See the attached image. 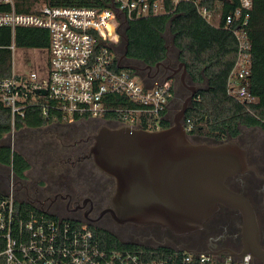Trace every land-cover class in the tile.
<instances>
[{
    "label": "built area",
    "instance_id": "1",
    "mask_svg": "<svg viewBox=\"0 0 264 264\" xmlns=\"http://www.w3.org/2000/svg\"><path fill=\"white\" fill-rule=\"evenodd\" d=\"M200 1L108 0L103 8L42 4L32 12H18L15 0H0V28L10 29L12 35L18 28L48 32L46 75L11 73L0 78V104L9 109L12 121L24 117L35 103L44 117L51 116L56 123L96 119L161 129L174 97L170 82L147 83L134 71L120 68L115 49L122 22L169 14L180 3H192L209 25L231 33L236 58L227 78V94L240 102H256L248 91L252 0H221L238 4L225 15L221 8L211 11L199 6ZM13 47L12 42L9 48ZM105 114L115 115L116 120L104 119ZM183 125L188 133L191 122L187 119ZM16 193L14 185L10 195L0 197V264H251L247 254L220 257L138 243H125L136 249L106 248L84 220L53 216L31 203L34 209L17 210Z\"/></svg>",
    "mask_w": 264,
    "mask_h": 264
},
{
    "label": "trees",
    "instance_id": "2",
    "mask_svg": "<svg viewBox=\"0 0 264 264\" xmlns=\"http://www.w3.org/2000/svg\"><path fill=\"white\" fill-rule=\"evenodd\" d=\"M107 1L44 0V4L103 8L107 5ZM34 2L35 0H15V9L18 12H32L35 10ZM167 6L171 8L169 2ZM199 6L211 11L221 8L222 14L225 15L238 4L221 0H201ZM119 34L126 39V42L122 43L120 37L115 49L117 59L125 53L120 65L136 66L138 70L135 73L145 78L147 83H151L152 80L145 77L147 70L141 69L150 66L154 70L158 63L171 59L169 54L173 49L176 65L182 62L186 67L188 82L201 85L184 117V121L188 119L191 122V130L187 133L189 139L197 136L220 141L226 137H235L239 133L240 126H255L264 131V0H252L248 23V34L252 46L248 91L256 98V102L253 103L240 102L227 94V78L236 58V42L233 36L221 27L215 28L209 25L198 14L192 3H180L174 11L162 16H147L122 22ZM167 36L171 38L170 46ZM12 39L17 47L37 49L48 47L46 30L18 28L12 35L10 29L0 28V78L11 74L12 50L9 47ZM124 44L127 45L126 52L123 49ZM167 46H169L168 50ZM171 89H173L172 85ZM122 104L125 103L122 101ZM104 119L116 120V116L105 114ZM171 120L172 118L161 121L160 128L168 127ZM151 122H153L152 119ZM72 124L56 123L52 121L51 116L44 117L41 108L35 103L27 109L24 117H15L12 121L9 109L0 104V167L11 168L14 181L21 183L16 185L15 198L20 186L27 185L26 182L29 179L27 174L32 167L29 157H33L35 165L38 166L40 175L36 179L40 185L47 182L48 178L55 179L62 174L59 173L62 171L61 167L56 163H61L59 155L65 156V154L58 149L68 145H65L63 140L66 134L68 137L75 136V130H70ZM53 125L56 129L50 131L49 128ZM142 127L148 129L144 124ZM43 130L45 134L47 133L44 138H51V146L55 148L50 149V146L41 152V149L47 147L45 139L41 143L43 138H36L30 134ZM10 134L15 135L19 141L16 147L3 142L5 136ZM50 173L54 175H47ZM0 197H3L1 193ZM15 208L25 211L34 209L24 199L22 201L16 199ZM91 229L103 247L117 250L138 248V246L120 242L107 231Z\"/></svg>",
    "mask_w": 264,
    "mask_h": 264
},
{
    "label": "water",
    "instance_id": "3",
    "mask_svg": "<svg viewBox=\"0 0 264 264\" xmlns=\"http://www.w3.org/2000/svg\"><path fill=\"white\" fill-rule=\"evenodd\" d=\"M120 37L125 43L124 36ZM126 48L124 44L125 52ZM124 57L125 53L118 57V62ZM119 67L138 70L133 65ZM141 70H147V78L156 85L179 74V82L189 94L166 128L146 130L128 125L116 128L103 125L86 138L93 141L88 155L94 165L114 180L110 199L113 209L108 210L111 217L119 224L157 225L183 235L199 230L222 205L238 209L255 227L249 203L225 185L227 178L248 168L246 152L233 141L195 144L183 125L185 113L201 85L187 84V70L182 62L164 78L150 74V66ZM11 175V168L0 170V193L5 196L10 195L11 187L21 185L12 182ZM44 202L32 201L31 204L40 208ZM245 254L247 252L239 256Z\"/></svg>",
    "mask_w": 264,
    "mask_h": 264
},
{
    "label": "flooded vegetation",
    "instance_id": "4",
    "mask_svg": "<svg viewBox=\"0 0 264 264\" xmlns=\"http://www.w3.org/2000/svg\"><path fill=\"white\" fill-rule=\"evenodd\" d=\"M176 67V63L168 58L157 68L154 67V70L151 69V72L164 78L172 74ZM177 78L179 80V74L168 81ZM84 122L91 125L86 136L77 137L67 145L65 162L69 163V167L59 177L43 185L39 181H32L24 187L20 186L18 195L21 194L28 203L45 201L40 207L42 211L57 217L84 220L89 226L107 231L118 240L220 257L228 253L235 255L233 257H240L239 255L247 252L251 264H264V131L261 128L240 126L235 137L203 142L217 145L233 141L246 152L248 168L227 178L225 185L249 203L255 216L256 228L251 226L238 209L219 205L199 230L176 235L157 225L119 224L111 217L108 210L113 209L110 199L114 180L94 165L88 155L93 141L86 138L103 125L109 128L113 126L106 122L99 125L100 122L96 119ZM193 143L198 144L196 140ZM61 196L65 198L61 199Z\"/></svg>",
    "mask_w": 264,
    "mask_h": 264
},
{
    "label": "rangeland",
    "instance_id": "5",
    "mask_svg": "<svg viewBox=\"0 0 264 264\" xmlns=\"http://www.w3.org/2000/svg\"><path fill=\"white\" fill-rule=\"evenodd\" d=\"M42 4H44V0H35L33 6H34V8H37L38 6H40ZM13 39H12V42L14 44V47H13L12 52H11V73H13V74H29V73L35 72L40 77L45 76L47 73V69H48V51H47V49L17 47V46H15ZM167 42H168V45L170 46V44H171L170 36H167ZM169 55L171 56V59H173V61L175 62V52L173 49H171ZM178 81H179L178 78H177V80L169 81L173 87L174 97L171 100V102L169 103L167 111H166V118H168V119L172 118L173 114L180 109V105H181L182 101L189 94V92L182 85H180V82H178ZM186 82L189 85H195V84L189 83L188 80H186ZM97 121L100 122L99 124H101V125H103L105 122L110 123V125L113 126L111 128H116V127L120 126L119 124L111 123L109 121H104V120H97ZM90 126L91 125H88L87 122H84L83 120L73 123L70 130L71 129L73 131L75 130V133L77 136H73V137L69 136L70 137L69 138L68 135L66 134L63 138L65 145L72 143V141H74L77 137L86 136L85 134L90 129ZM54 129H56V128H54V125L49 128L50 131H52V130L54 131ZM45 131L47 132V129H45ZM46 134H45L44 130L42 132H33L32 134H30L36 138H43V140L40 141L41 143H43V141L45 139L47 147L45 149H41V152H44L48 147H50L52 145L51 138H44V135L46 136ZM190 140L192 142H193V140H196L198 143L199 142L203 143V142L212 141V138L194 136V137H190ZM3 142L8 143L11 147H16V143L17 142L19 143V141H17V138H15V135H13V134H10L9 136H5ZM64 147L66 149H64ZM29 148H32V147H29ZM54 148H55L54 146H51L50 149H54ZM24 150H25V146H24ZM58 150L62 151L65 155L68 152L67 146H62ZM39 153H37V154H39ZM59 159H61L62 162L59 164L58 163H56V164L59 167H61L62 171H65L69 167V163L65 162L66 161L65 156L59 155ZM29 160L32 163V167H31V170L29 171V173L27 174V177L29 178L26 182L27 184L31 183L32 181H37L36 178H38L37 176L40 175L38 166H36L35 165L36 162H34L35 159H33V157H29ZM2 169H5V167H0V170H2ZM61 172H59V173H61ZM47 175L51 176L54 174L50 173ZM50 179H52V178H48V181ZM16 199L19 201H22L23 197L21 194H19V195H17ZM119 240L122 243H137L135 241H129V242L124 241V239H119Z\"/></svg>",
    "mask_w": 264,
    "mask_h": 264
},
{
    "label": "crops",
    "instance_id": "6",
    "mask_svg": "<svg viewBox=\"0 0 264 264\" xmlns=\"http://www.w3.org/2000/svg\"><path fill=\"white\" fill-rule=\"evenodd\" d=\"M152 83V82H151ZM163 120L165 121H168V118H166V113L164 114V116H163Z\"/></svg>",
    "mask_w": 264,
    "mask_h": 264
}]
</instances>
